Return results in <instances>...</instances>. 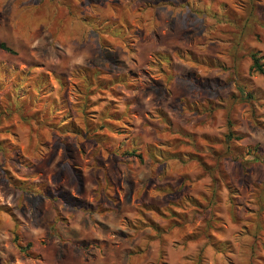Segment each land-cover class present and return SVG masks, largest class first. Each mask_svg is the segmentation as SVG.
I'll return each instance as SVG.
<instances>
[{
    "label": "rangeland",
    "instance_id": "obj_1",
    "mask_svg": "<svg viewBox=\"0 0 264 264\" xmlns=\"http://www.w3.org/2000/svg\"><path fill=\"white\" fill-rule=\"evenodd\" d=\"M121 18L122 35L93 22ZM0 42L14 51L0 49V264H158L160 249L264 264V75L249 71L264 0H0ZM89 65L102 73L85 97ZM132 149L141 162L118 155ZM183 197L202 207L181 208L184 227L148 212L167 231L131 229L142 203ZM213 217L228 254L205 243ZM117 238L86 257L72 244Z\"/></svg>",
    "mask_w": 264,
    "mask_h": 264
},
{
    "label": "trees",
    "instance_id": "obj_2",
    "mask_svg": "<svg viewBox=\"0 0 264 264\" xmlns=\"http://www.w3.org/2000/svg\"><path fill=\"white\" fill-rule=\"evenodd\" d=\"M94 23L98 24V25H102L103 27H110L111 28V32L114 33L115 35H122V32L124 31V27H127V22L125 21V19L121 18V20L117 21L115 20L112 24H107L106 21H101V20H94ZM106 22V23H105ZM105 23V24H102ZM112 25V26H111ZM101 26V27H102ZM105 40L102 39L101 42H104ZM102 50H109L108 46L106 45H102ZM0 49L4 50L6 52L9 53H14V51L8 47L4 42H0ZM162 57V61L165 60H169L167 57V54L163 53L161 54ZM250 59H251V63L249 66V71L251 73L253 72H257L259 74L264 75V55H260L259 52H252L250 54ZM90 67H84V70L82 67L75 69V73H77L80 70L84 71V83L86 86L85 92L83 93V96L86 97V95H88L87 93L90 92L92 85L94 84L92 80H95V78H98V75H100L102 73V69H100L98 66L95 65H89ZM61 80V79H60ZM61 85H63V83L60 81ZM98 88L101 89H106L105 87L103 88L101 84L97 85ZM23 96V95H22ZM83 106H85V103L83 104ZM55 111H51L49 113H53ZM84 113H86L84 111ZM58 114V113H57ZM56 118V117H55ZM52 124H55V121L53 119ZM84 127L85 129L84 132L87 133L89 128H88V124L84 123ZM82 129H78L76 130L77 134L81 133ZM255 148H253V150L251 149V151H249V153H256ZM0 149H3V147L0 145ZM114 154H117L116 151H113ZM254 153V154H255ZM120 156H122L123 158L126 157H133L134 159H138L140 162L142 161V156L140 153L136 152V149H132L130 151L124 150L122 153L118 154ZM153 156L156 157V155H154L152 153ZM254 157L256 159H259V157H257L256 155H254ZM253 157V158H254ZM181 188V186L179 188L176 189V192L179 191ZM164 189H168L171 190V186H163V187H158L157 190L159 192H163L165 191ZM38 194H41L44 197L50 198V195H44V193H40L39 191H36ZM167 194H172L171 192L166 190ZM166 194V195H167ZM184 205L182 206L180 201H172V200H167L164 206H158L155 204H150V203H142L141 204V209L138 211L139 216L141 219H139V222L141 223L140 226L135 225V227H131V229L133 230H137V229H143L145 227H148L150 229H152L155 232V235H161L163 233H165L167 231V229L162 230L159 227H157V225H155L154 223H152L151 221L147 220L146 218V214L149 212H153L156 213V215H158L161 219H163L164 221L169 223V228H174V227H184V225L186 224V212H184L185 210H181V208H185V206H189V211L192 212V217L196 214H200L201 213V203L200 201H198L197 199L194 198H186L183 197L181 200ZM98 208L97 205H95V207L91 206V204L88 205H81L79 207H77L78 210L82 211V212H86V213H92L94 212V210ZM97 211V210H96ZM210 219V217L208 218V220ZM220 218L219 217H213L212 218V222L207 221L206 225H205V229L208 232H206L204 234V240L205 243L210 245L214 251L219 252V253H223V254H228L229 252H231L232 247H231V243L227 240H220L217 239L215 237L214 233L217 229L215 223L219 222ZM219 228V227H218ZM212 231V233L209 231ZM192 235H186L185 238L181 241L180 244H184L188 241H192L194 240L198 235H193V233H191ZM13 242L15 244V246L18 248V250L25 255H29V253L27 252V250L29 249V247L31 246V243L28 242L26 243L25 246H23L21 243H19V235L14 233V237H13ZM76 243H72L76 249L80 250L82 252L83 255L88 256L90 255V249L91 248H95V249H100L102 248V244H98L96 242H91V243H87V244H81L78 243L79 241H75ZM166 244H163V246L165 247ZM102 251V250H101ZM161 255H160V259L158 260V264H168L166 260H164L165 258V253H164V249H160ZM192 263L193 264H207L205 262V257L202 254V249H199L196 253L194 258L192 259Z\"/></svg>",
    "mask_w": 264,
    "mask_h": 264
},
{
    "label": "crops",
    "instance_id": "obj_3",
    "mask_svg": "<svg viewBox=\"0 0 264 264\" xmlns=\"http://www.w3.org/2000/svg\"><path fill=\"white\" fill-rule=\"evenodd\" d=\"M97 213H99V212H97ZM99 214H100V213H99ZM102 214H103V213H102ZM105 214H106V215H104V214L102 215L103 218L106 217L109 213L105 212ZM119 239H120V238H117V240H116V239H112V240L109 241V242L105 241L106 239H89V240L87 239L85 243L96 242V243H98V244H102V245H103L102 248L97 249V252H96V253H99L100 250L105 251L106 249H108V245H109V248H110V249H111V248H114V247L117 248V246L120 245V243H121V241H120ZM178 247H179V246H178ZM168 248H170V246H169ZM82 256H85V255L82 254ZM88 256H89V255H88ZM85 257H86V256H85ZM168 262H170L171 264H173L172 260H169ZM168 262H167V263H168ZM168 264H169V263H168ZM174 264H177V263H174Z\"/></svg>",
    "mask_w": 264,
    "mask_h": 264
}]
</instances>
